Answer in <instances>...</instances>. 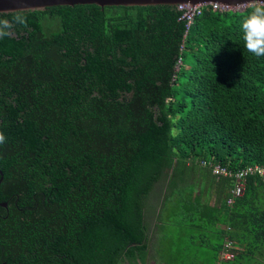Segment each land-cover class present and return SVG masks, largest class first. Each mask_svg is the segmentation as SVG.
<instances>
[{
	"label": "trees",
	"instance_id": "1",
	"mask_svg": "<svg viewBox=\"0 0 264 264\" xmlns=\"http://www.w3.org/2000/svg\"><path fill=\"white\" fill-rule=\"evenodd\" d=\"M249 10L0 13V264H264V176L229 206L234 180L202 165L264 164Z\"/></svg>",
	"mask_w": 264,
	"mask_h": 264
},
{
	"label": "built area",
	"instance_id": "2",
	"mask_svg": "<svg viewBox=\"0 0 264 264\" xmlns=\"http://www.w3.org/2000/svg\"><path fill=\"white\" fill-rule=\"evenodd\" d=\"M207 5H212L215 10L218 11H243L247 7V4L237 5V6H229L223 5L218 3H210V4H198V5H178L177 8L183 12V19L188 21L187 26L192 24L194 17L197 14H200L203 8ZM181 59L179 60L178 64H181ZM179 69V65L176 67ZM204 166H211L212 171L218 177L224 176L229 177L234 180V185L230 189V195L227 197V204L232 206L235 199L241 197L246 188L247 180L250 176L253 175H261L264 176V164H252L244 168H240L238 170H233L227 166H223L221 164H213L211 161L204 160L202 162ZM235 243L232 239L226 238L224 247L220 253L221 260H230L233 259L235 256Z\"/></svg>",
	"mask_w": 264,
	"mask_h": 264
},
{
	"label": "water",
	"instance_id": "3",
	"mask_svg": "<svg viewBox=\"0 0 264 264\" xmlns=\"http://www.w3.org/2000/svg\"><path fill=\"white\" fill-rule=\"evenodd\" d=\"M246 0H0V13L18 10L44 9L57 5L96 4L105 6L198 5L218 3L229 6L243 5ZM1 172V170H0ZM2 173V172H1ZM3 180V175L0 183ZM7 207L8 203H0Z\"/></svg>",
	"mask_w": 264,
	"mask_h": 264
},
{
	"label": "clouds",
	"instance_id": "4",
	"mask_svg": "<svg viewBox=\"0 0 264 264\" xmlns=\"http://www.w3.org/2000/svg\"><path fill=\"white\" fill-rule=\"evenodd\" d=\"M245 3L250 10L240 25L244 48L255 57H264V0H246ZM16 21L21 24L25 23L21 13H17ZM0 23L8 27L7 21ZM6 34L5 31L0 30V37ZM6 142V136L0 132V145Z\"/></svg>",
	"mask_w": 264,
	"mask_h": 264
},
{
	"label": "rangeland",
	"instance_id": "5",
	"mask_svg": "<svg viewBox=\"0 0 264 264\" xmlns=\"http://www.w3.org/2000/svg\"><path fill=\"white\" fill-rule=\"evenodd\" d=\"M155 233V237L157 236V234L159 233V235L157 236L158 237V241L156 240L155 241V243H154V245L156 246L157 244H158V247L160 248V249H162V243H161V240H162V242H163V245L164 246H168L170 243H172L171 241L174 239V238H170V236H169V240H164L163 241V237H164V235L161 233V231H160V229H158V231H156V232H154ZM151 236H153L152 234H151ZM233 242H234V240H233ZM164 251V250H163ZM152 254V253H151ZM166 254L164 253V255L163 256H165ZM177 259V258H176ZM150 264H164V263H161L160 261H156V259H155V261H152L151 259H150V262H149Z\"/></svg>",
	"mask_w": 264,
	"mask_h": 264
},
{
	"label": "crops",
	"instance_id": "6",
	"mask_svg": "<svg viewBox=\"0 0 264 264\" xmlns=\"http://www.w3.org/2000/svg\"><path fill=\"white\" fill-rule=\"evenodd\" d=\"M157 230H158V228H156L154 225L151 227V232L150 233L153 235V236H151L152 237V240H153L152 243H155V233L154 232H156ZM154 254H155V251L152 249V251H150V256H149V259L147 261V264H150L149 263L150 262V259L152 261H155V259L153 258V256H155Z\"/></svg>",
	"mask_w": 264,
	"mask_h": 264
}]
</instances>
